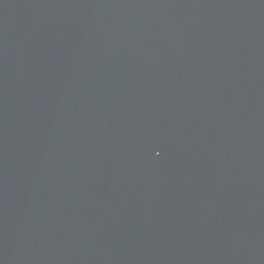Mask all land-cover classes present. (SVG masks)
Wrapping results in <instances>:
<instances>
[{"label": "water", "instance_id": "obj_1", "mask_svg": "<svg viewBox=\"0 0 264 264\" xmlns=\"http://www.w3.org/2000/svg\"><path fill=\"white\" fill-rule=\"evenodd\" d=\"M0 264H264V0H0Z\"/></svg>", "mask_w": 264, "mask_h": 264}]
</instances>
